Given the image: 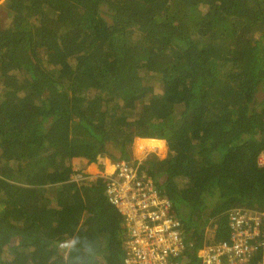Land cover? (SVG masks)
I'll use <instances>...</instances> for the list:
<instances>
[{
	"label": "trees",
	"instance_id": "1",
	"mask_svg": "<svg viewBox=\"0 0 264 264\" xmlns=\"http://www.w3.org/2000/svg\"><path fill=\"white\" fill-rule=\"evenodd\" d=\"M1 7L0 264H123L124 216L107 179L72 177L76 158L146 173L186 264L227 240L232 210L264 212V0ZM141 137L166 156L137 161Z\"/></svg>",
	"mask_w": 264,
	"mask_h": 264
},
{
	"label": "built area",
	"instance_id": "2",
	"mask_svg": "<svg viewBox=\"0 0 264 264\" xmlns=\"http://www.w3.org/2000/svg\"><path fill=\"white\" fill-rule=\"evenodd\" d=\"M108 167L96 176L108 180L109 201L126 221L123 264H186L187 242L169 199L154 189L146 173L138 176L124 161ZM263 227L264 212L232 210L227 240L202 247L198 264H264Z\"/></svg>",
	"mask_w": 264,
	"mask_h": 264
},
{
	"label": "rangeland",
	"instance_id": "3",
	"mask_svg": "<svg viewBox=\"0 0 264 264\" xmlns=\"http://www.w3.org/2000/svg\"><path fill=\"white\" fill-rule=\"evenodd\" d=\"M0 9H1L0 14L3 17V22L7 24L9 22L7 15L5 11H3L2 7ZM132 152H133L132 155L135 157L137 161L138 160L142 161V158H144L146 154L149 152H154L155 155H157L160 159H162L163 157L166 156L167 150L165 152H157V151H149L148 149L144 148V150L141 152L138 148V138H135L132 144ZM76 160H78V162L74 165V168H73V171H74V174L72 175L73 178H75L78 175H81L82 178L87 177L88 180H91L92 178L96 177L97 173L101 172V170L104 167V161L106 162V164L107 163L111 164L110 160L106 157H104L103 159L99 158L94 163L93 162L89 163L88 160L84 158H76ZM93 164H95V166L97 164L99 166H102V169H100L101 167H97V166L94 167ZM259 165L264 166V153H262L259 157Z\"/></svg>",
	"mask_w": 264,
	"mask_h": 264
},
{
	"label": "clouds",
	"instance_id": "4",
	"mask_svg": "<svg viewBox=\"0 0 264 264\" xmlns=\"http://www.w3.org/2000/svg\"><path fill=\"white\" fill-rule=\"evenodd\" d=\"M148 146L149 151L165 152L167 150V141L160 138H138V148L142 152L144 145Z\"/></svg>",
	"mask_w": 264,
	"mask_h": 264
},
{
	"label": "crops",
	"instance_id": "5",
	"mask_svg": "<svg viewBox=\"0 0 264 264\" xmlns=\"http://www.w3.org/2000/svg\"><path fill=\"white\" fill-rule=\"evenodd\" d=\"M95 164H96V163H95ZM95 164H93L94 167H96V166H97V167H100L98 164L95 166ZM108 164H109V163L106 164V162L104 161V167H103V168L105 169V171H109V170H110V168L108 167ZM100 169H101V168H100Z\"/></svg>",
	"mask_w": 264,
	"mask_h": 264
},
{
	"label": "water",
	"instance_id": "6",
	"mask_svg": "<svg viewBox=\"0 0 264 264\" xmlns=\"http://www.w3.org/2000/svg\"><path fill=\"white\" fill-rule=\"evenodd\" d=\"M105 19H106L108 22H110V20H109L107 17H105ZM257 97H258V100H260V99H262V97H264V95H263V94H258Z\"/></svg>",
	"mask_w": 264,
	"mask_h": 264
}]
</instances>
